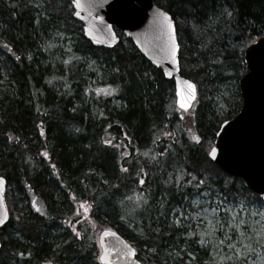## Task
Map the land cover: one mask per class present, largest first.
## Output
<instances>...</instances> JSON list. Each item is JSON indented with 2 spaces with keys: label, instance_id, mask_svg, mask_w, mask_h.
Returning <instances> with one entry per match:
<instances>
[{
  "label": "trees",
  "instance_id": "trees-1",
  "mask_svg": "<svg viewBox=\"0 0 264 264\" xmlns=\"http://www.w3.org/2000/svg\"><path fill=\"white\" fill-rule=\"evenodd\" d=\"M153 2L165 10L171 4L175 13L180 73L197 86L187 113L199 142L181 130L173 80L118 29L116 46L96 47L73 18L70 0H0V80L6 81L0 87V175L9 210L0 228V264H100L96 231L105 227L130 241L142 264H170L175 246L196 250L172 217L185 198L205 189L186 180L207 179L221 191L231 182L227 190L243 194L230 200L256 196L207 153L220 123L240 108L242 51L264 34V0ZM57 33L75 40L72 50L95 60L106 79L91 84L93 74L79 64L45 53L44 41ZM102 85L104 92L96 93ZM109 86L117 91L105 94ZM221 88L225 108L217 109ZM140 192L145 198L136 206ZM80 200L88 206L83 215ZM203 259L196 255L194 263Z\"/></svg>",
  "mask_w": 264,
  "mask_h": 264
},
{
  "label": "water",
  "instance_id": "water-1",
  "mask_svg": "<svg viewBox=\"0 0 264 264\" xmlns=\"http://www.w3.org/2000/svg\"><path fill=\"white\" fill-rule=\"evenodd\" d=\"M80 5L77 8L71 0L72 16L82 23L83 36L93 46H116L120 38L114 28L119 29L146 61L161 70L164 78L173 79L175 105L181 110L189 109L194 99L185 82L194 83L180 74L179 47L173 62L169 38L154 19L157 6L152 0H80ZM77 11L79 16L75 15ZM243 60L246 72L238 79L241 106L232 118L225 120L227 123L220 124L208 157L224 174L243 180L245 187L258 196L264 192V34L244 49ZM182 103L188 107L182 108ZM213 147L217 150L215 157L210 155ZM4 192L5 180L0 187L3 199L0 211L7 209ZM98 245L101 264L138 261L135 255H125L126 245L130 244L114 230L103 229L98 235ZM101 255L105 259H99Z\"/></svg>",
  "mask_w": 264,
  "mask_h": 264
},
{
  "label": "rangeland",
  "instance_id": "rangeland-1",
  "mask_svg": "<svg viewBox=\"0 0 264 264\" xmlns=\"http://www.w3.org/2000/svg\"><path fill=\"white\" fill-rule=\"evenodd\" d=\"M64 35L62 33H57L56 37L50 38L49 40L44 41V52L45 53H51V56L54 60H61L65 59L66 61H69L72 64H79L81 70L86 71L87 73H92V81L91 84H97L100 81H103L106 79V71L102 70L100 67H98L95 60L89 61L87 59L79 58L78 54L72 50V44L75 40L63 37ZM106 73V74H105ZM5 78L3 80H0V87H3L5 84ZM106 89V85L97 86L96 93L104 92L103 90ZM100 90V91H98ZM223 89H220V92L216 94L214 97V101L216 102L215 108H225L224 107V101L222 99ZM85 96V99L90 98V96H93L92 94L89 96ZM111 103L119 104L117 99L111 98ZM179 118L181 119V130L185 132L186 134L191 136L192 141H195L194 135H193V124L190 120L191 115L189 113H180ZM181 132V131H180ZM193 135V136H192ZM199 139L197 140V142ZM206 189H203L199 194H196L192 196L191 198H185L182 205H179L176 207V211H172L173 215V222L176 226L179 228H183L186 231L184 233H187L189 230L195 233L193 236H187V239L190 238V240H193V244L196 248L194 251L193 249L189 250L185 245H177L174 247L171 254H173L172 260L170 264H177L176 262L183 259L184 264H195L194 260L196 255L202 256L204 259L202 261L203 264H230L227 260H222L221 257L224 255H227V249L226 246L219 245V240L223 239L222 231L219 229V227H213L215 221L213 220L214 216H220L224 221H227L231 219V213L225 214L224 212L221 213H213L210 211L212 207L215 206L216 201L213 199V196L209 194L208 197H205L201 195ZM145 198L144 192H140V194L136 195V198L133 199V201L136 203V206L140 204L142 199ZM193 200H199L200 203L193 204ZM241 200H244L243 198L239 197L238 199L231 200L233 205L238 204ZM145 201V200H144ZM247 204V207L249 210L253 208H258L257 205L253 203H249L246 200H244ZM88 206L85 203H82L80 213L81 215L84 214V209ZM202 209H208V211L201 212ZM234 212L237 216V221L240 218H243L247 221H249V224L251 225V228L259 229L260 224L254 223L255 221L259 220L260 218L258 216H252L250 214V211H241L240 208H233ZM77 212V209H76ZM79 213V214H80ZM183 213V215H181ZM200 213L196 216L195 219L192 218V214ZM179 218L181 223L177 224L175 221ZM81 220L83 218H80ZM209 221H213L212 224L209 223ZM264 223V222H262ZM75 226L74 233L76 234L78 231L76 229L77 224L74 222L73 224ZM251 228L249 231L251 232ZM213 232L215 233L213 235ZM97 233V231H96ZM203 235V239L207 241L206 244L202 245L200 243L201 234ZM97 237V236H96ZM235 239V237H233ZM252 239L255 240V235L252 233ZM247 242V241H245ZM227 243V242H226ZM253 247L256 248V251L252 253L251 259L252 261H255V264H262V261L257 259V257L264 258V251H261L260 247H257V245L254 243ZM172 248V247H171ZM172 250V249H171ZM183 252V253H182ZM188 252L193 253L192 257L188 256ZM176 253H180L179 256L176 255ZM175 256V257H174ZM178 259V260H177ZM164 262V261H163Z\"/></svg>",
  "mask_w": 264,
  "mask_h": 264
},
{
  "label": "snow or ice",
  "instance_id": "snow-or-ice-1",
  "mask_svg": "<svg viewBox=\"0 0 264 264\" xmlns=\"http://www.w3.org/2000/svg\"><path fill=\"white\" fill-rule=\"evenodd\" d=\"M31 3V0H29ZM72 3L76 5L77 8H79L80 0H72ZM39 7L40 5H36ZM168 10H165V6L161 5L160 7H157L154 11V19L157 22L158 27L162 32H164L170 41L169 51L171 53V58L173 62L176 60V50L179 47V45L176 42V28H175V22L174 17L175 13L171 11V4L167 6ZM223 14V13H222ZM42 15V13H41ZM76 16H79L80 13L77 11L75 13ZM227 15L229 17L232 16V13L230 11H227ZM97 19H102L100 17H97ZM39 15L36 17V23H39ZM118 71V70H117ZM147 75V74H145ZM188 83V86L192 89V98H195V88L196 86L194 84ZM111 91H106L105 94L111 95L112 92L117 91V88H111L109 86ZM100 91V90H98ZM182 108H187V103L181 104ZM227 123V121H225ZM166 135H170L168 133H165ZM11 139V137H9ZM194 139L198 140L199 137H194ZM105 143H111V141H105ZM168 149H165V152H167ZM216 148H212V151L210 155L215 157L216 155ZM47 155V153H45ZM145 156L148 155L147 152L144 153ZM160 155H164V153H160ZM123 171H127L128 169H122ZM187 175L191 176L190 173ZM184 174H181L178 179H183ZM196 181L195 184L193 182ZM170 182V181H169ZM4 183V178L0 177V187H2ZM140 183H144L143 180L140 181ZM186 184H192L195 188H200L201 185H205V191L201 193V195L208 197L210 193H214L213 199L216 201L215 206L210 209L213 213H221L224 212L225 214L231 213V219L224 221L222 217L220 216H214L213 220L215 221L213 227H219V229L222 231L223 239L219 240V245L226 246L227 255H224L221 257L222 260H227L230 262V264H255V261H252L251 255L256 251V248L253 247V244L255 243L257 247L261 248V251H264V192H260L258 196L252 197L248 202L253 203L258 206V208H253L251 210L248 209L247 204L244 200H241L238 204L233 205L232 201L229 199V197H238L242 195L241 192H229L227 190L228 184L231 182L226 181L225 185L223 186V191L215 189V186L213 184H209L207 182V179H199L195 176H192L191 179H188L185 181ZM146 202V201H145ZM86 203V202H85ZM193 204L200 203L199 200H193ZM0 207H3V199L0 197ZM240 208L241 211H250V214L252 216H258L260 219L255 221L254 223L260 224V228L257 230L255 228H251V225L249 224V221L240 218L237 221L236 213L234 212L233 208ZM85 212H87V208L84 209ZM173 211H176V209H173ZM208 211V209H202L201 212ZM200 213L192 214V218L195 219L197 215ZM183 215V213H181ZM8 220V212L5 208L3 211H0V225H3L5 221ZM177 224L181 223L179 218L175 221ZM210 224L213 223V221H209ZM251 228V232L249 229ZM73 230L75 231V226L73 225ZM141 234H143V229H139ZM156 231H159V229H156ZM252 233L255 235V240L252 239ZM215 233L213 232V235ZM187 236H193L195 235L194 232L189 230L187 233H185ZM203 233L201 234L200 243L202 245L206 244L207 241L203 239ZM77 236H79V233L77 232ZM235 237V239L233 238ZM247 241V242H245ZM227 242V243H226ZM127 252L125 255L134 256L136 254V249L132 248L131 246L126 245ZM151 251H155V249H152ZM177 256L180 255V253H176ZM188 256L192 257L193 253L188 252ZM99 259L103 260L105 259L104 255H101ZM257 259L262 261V264H264V258L257 257ZM48 264H51V262H48ZM136 264H139V261L136 262Z\"/></svg>",
  "mask_w": 264,
  "mask_h": 264
},
{
  "label": "flooded vegetation",
  "instance_id": "flooded-vegetation-1",
  "mask_svg": "<svg viewBox=\"0 0 264 264\" xmlns=\"http://www.w3.org/2000/svg\"><path fill=\"white\" fill-rule=\"evenodd\" d=\"M80 206H81V203H80Z\"/></svg>",
  "mask_w": 264,
  "mask_h": 264
}]
</instances>
